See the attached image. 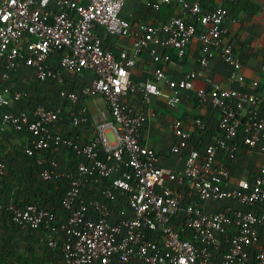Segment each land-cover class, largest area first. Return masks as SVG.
Masks as SVG:
<instances>
[{
  "label": "built area",
  "instance_id": "obj_1",
  "mask_svg": "<svg viewBox=\"0 0 264 264\" xmlns=\"http://www.w3.org/2000/svg\"><path fill=\"white\" fill-rule=\"evenodd\" d=\"M125 1L0 0V141L7 133L22 137L21 158L39 182L56 187L55 205L47 208L3 198L10 163L0 157V214L30 233L44 230L50 264H264V96L255 82L242 91L210 83L193 87L213 55L241 84L236 55L222 42L223 8L205 7V0H144L155 11L174 5L180 13L132 29L121 15ZM101 34L130 38V49L105 48ZM193 40L197 69L170 80L161 69L169 57L156 50L183 58ZM142 52L155 65L153 80L135 85L129 71ZM25 71L35 86L52 89L67 106L65 114L28 88L11 86ZM85 72L93 77L72 85L70 78ZM181 91H192L197 105L217 113L218 133L191 146V134L173 119L169 152L182 158L176 172L159 166L140 139L155 116L147 109L150 98L174 106ZM135 95L138 108L122 102ZM97 98L103 108L95 116V135L80 141L75 132L91 120L83 100ZM193 127L198 134L205 130L200 119ZM238 149L259 161L251 178L232 183L229 167ZM209 204L220 206L210 210Z\"/></svg>",
  "mask_w": 264,
  "mask_h": 264
},
{
  "label": "crops",
  "instance_id": "obj_2",
  "mask_svg": "<svg viewBox=\"0 0 264 264\" xmlns=\"http://www.w3.org/2000/svg\"><path fill=\"white\" fill-rule=\"evenodd\" d=\"M192 1V0H187ZM205 7L221 6L225 12L223 22L222 42L230 46L239 62V69L236 71L240 77L241 84L231 79L232 69L227 64L221 62L218 56L213 55L212 60L205 68L201 78L193 80V87H203L210 84H219L224 87L237 88L245 90L247 84L255 82L256 92L259 96H264V0H233L230 3L222 0H205ZM180 12L174 5L161 6L158 10L151 9L149 3L144 0H126L121 9V15L135 29L138 23H145L156 26L163 23L173 15ZM102 44L105 48L113 52L118 49H130V38H109L100 35ZM187 56L178 58L173 50L157 49L158 55L167 54L169 61L161 65L164 74L170 80L181 79L185 73L197 69L198 44L191 41L186 48ZM155 65L151 62L147 52L139 54L134 67L129 71V78L135 85H141L145 80H153L152 72ZM65 77L71 76L64 74ZM93 75L85 72L79 76H73L72 85L86 83ZM158 87L165 93L170 91L161 83ZM13 88H28L29 93L47 105L58 108L62 114L67 112V106L62 105L54 95L52 89L41 85L35 86L32 73L25 71L20 76H16L11 82ZM140 96L125 97L122 102L133 108L139 107ZM87 106L91 120L83 129L75 132L77 139L87 141L95 135L96 115L102 110L103 105L100 99L83 100ZM149 112L154 113V117L149 119L142 130L141 143L147 145L159 157V166L171 170L180 171L182 168V158L178 155H172L169 150L174 143V139L169 131L170 123L173 119H179L185 129L191 134V146H194L196 140L203 143H209L211 137L215 136L217 131V113L209 106H199L193 99L192 91H181L178 93V100L174 106H168L163 98L151 97L147 108ZM200 119L205 130L202 134L195 132L193 121ZM22 137L7 133L0 141V157L7 158L10 163H14L15 150L19 146ZM22 159V158H21ZM23 160V159H22ZM26 166L31 167L32 178L25 173L26 179L15 176L9 171L1 186V195L3 198L14 200L18 204L34 203L41 207H51L56 200V187L44 185L39 182L34 175V168L30 162L23 160ZM259 157L251 152L238 149L236 156L229 167L230 182L234 183L238 179H248L255 174ZM62 162L65 163L62 157ZM13 170L12 168H10ZM24 181V183H23ZM181 192V191H180ZM220 204H209V209H218ZM264 241V227L261 233Z\"/></svg>",
  "mask_w": 264,
  "mask_h": 264
},
{
  "label": "rangeland",
  "instance_id": "obj_3",
  "mask_svg": "<svg viewBox=\"0 0 264 264\" xmlns=\"http://www.w3.org/2000/svg\"><path fill=\"white\" fill-rule=\"evenodd\" d=\"M108 141L112 140L110 134L106 135ZM15 158L20 156V146L16 147ZM12 163V173L19 178L26 179L23 175L29 174L32 178L31 167L19 157ZM24 183V181H23ZM44 230L30 233L25 229L12 226L5 216L0 214V264H50L51 252L46 249Z\"/></svg>",
  "mask_w": 264,
  "mask_h": 264
}]
</instances>
